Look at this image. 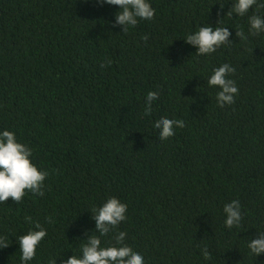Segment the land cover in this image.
Returning a JSON list of instances; mask_svg holds the SVG:
<instances>
[{
  "label": "trees",
  "instance_id": "16d2710c",
  "mask_svg": "<svg viewBox=\"0 0 264 264\" xmlns=\"http://www.w3.org/2000/svg\"><path fill=\"white\" fill-rule=\"evenodd\" d=\"M149 2L154 18L123 32L119 6L99 0H0V132L13 131L48 172L43 196L0 203L9 243L0 264H22L18 238L37 221L47 234L28 264L82 256L96 230L91 211L111 197L127 204L126 219L102 247L123 231L144 264H264L248 247L264 232V32L249 24L264 9L239 16L227 15L235 0ZM208 24L228 27L232 42L198 56L185 38ZM225 63L239 91L220 107L207 80ZM149 91L159 98L145 115ZM162 117L185 127L160 140ZM233 200L242 222L229 229Z\"/></svg>",
  "mask_w": 264,
  "mask_h": 264
},
{
  "label": "clouds",
  "instance_id": "9594fccd",
  "mask_svg": "<svg viewBox=\"0 0 264 264\" xmlns=\"http://www.w3.org/2000/svg\"><path fill=\"white\" fill-rule=\"evenodd\" d=\"M101 4L119 6L116 13L114 26H123V32H127L130 27H135L139 20H151L155 16V9L149 0H99ZM255 6L259 11L264 9V2L258 0H235L231 10L227 15L233 13L244 16ZM223 7V5H221ZM250 31L252 35L264 32V18L258 14L249 17ZM228 27H213L206 25L199 27L194 34L186 36L185 42L198 49L197 55H207L214 53L222 45L232 42L230 40ZM236 36L240 39H247L243 30H237ZM142 39L146 42L148 36ZM111 64V61H107ZM101 67H105L101 64ZM236 70L231 65L225 63L216 68L208 78L207 84L210 87L219 88L216 100L220 107L235 103L234 97L238 94V87L235 81L228 78L229 74ZM159 98L157 91H149L146 97L145 115H151L152 102ZM154 127L159 129V139L167 140L175 135V128L185 127L182 119H170L162 117L155 121ZM32 149L27 145L18 142L13 131L4 130L0 132V203H6L9 198L19 204L25 197L26 192L34 195H44V182L48 176L47 171L40 170L33 163ZM96 222V230L85 239L87 242L82 245V256L73 255L63 260L62 264H144L143 256L134 251L132 247L124 243L126 232H116L113 239L114 245L102 247V237H106L113 232L118 225L126 219L127 204L121 202L116 197L109 198L101 207L91 211ZM226 214L225 224L231 229L233 226L239 227L242 222L241 205L238 200H233L224 206ZM25 219L31 223L30 216ZM51 222V218H48ZM35 229L18 238L20 245L22 264H28L36 256L37 246L45 238L47 230L42 227L39 221L35 222ZM9 243L6 238L0 236V248H6ZM251 252L257 257L264 253V232L259 233L257 238H252L248 244ZM205 260L211 259V253L207 247L202 249ZM49 264H57V259L49 260Z\"/></svg>",
  "mask_w": 264,
  "mask_h": 264
}]
</instances>
